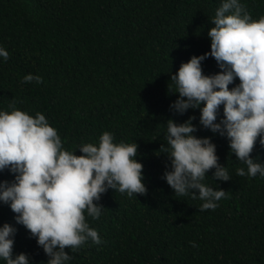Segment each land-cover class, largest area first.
I'll use <instances>...</instances> for the list:
<instances>
[{
    "label": "trees",
    "instance_id": "1",
    "mask_svg": "<svg viewBox=\"0 0 264 264\" xmlns=\"http://www.w3.org/2000/svg\"><path fill=\"white\" fill-rule=\"evenodd\" d=\"M253 19L264 15V0H241ZM220 0H0V109L9 105L30 115L43 113L63 147L81 154L78 145L97 143L103 131L116 142H135L143 164L145 194L129 197L108 189L101 194L99 219L86 216L101 243L86 242L68 264H264V177L239 176L245 167L230 151L227 138L199 125V108L183 114L170 108L178 93L170 80L182 62L209 51L207 30ZM204 74L219 69L211 56ZM27 73L41 83L24 82ZM239 83L235 78L231 88ZM218 109L217 121L223 115ZM189 116L196 136L216 145L218 163L230 180L206 172L203 183L227 196L215 209H200L191 195H174L162 178L171 169L166 153V121ZM77 148V149H76ZM250 156L264 163L259 137ZM13 174L0 171V180ZM0 202V225L16 229L13 254L24 252L31 264L48 257L35 237ZM195 241L196 247L190 244ZM0 264H5L0 260Z\"/></svg>",
    "mask_w": 264,
    "mask_h": 264
},
{
    "label": "clouds",
    "instance_id": "2",
    "mask_svg": "<svg viewBox=\"0 0 264 264\" xmlns=\"http://www.w3.org/2000/svg\"><path fill=\"white\" fill-rule=\"evenodd\" d=\"M208 30L209 51L192 55L170 75L177 98L170 108L183 114L199 108V125L225 136L230 151L245 167L239 176L264 177V163L250 156L257 137L264 145V15L253 19L241 0H220ZM211 56L221 71L204 74L201 62ZM5 61L9 52L0 46ZM239 83L229 88L234 79ZM24 82L41 83L43 77L27 73ZM0 109V171L13 174L11 182L0 180V202L16 213L22 224L47 255L46 264H68L71 255L86 242L101 243L96 228L87 217L99 219L104 207L96 203L108 189L129 197L145 194L143 164L135 157L138 145L116 142L103 131L97 143L78 145L81 154L66 150L55 127L41 112L30 115L16 108ZM223 115L217 121L218 109ZM195 116L177 123L166 121L165 141L160 151L167 154L171 169L162 178L174 195L199 198L200 209H215L227 196L221 188L203 183L206 172L230 180L225 165L218 163L216 145L208 136H196ZM76 148V149H77ZM16 229L8 222L0 225V260L5 264H31L26 253L13 254ZM196 247L195 241H190Z\"/></svg>",
    "mask_w": 264,
    "mask_h": 264
}]
</instances>
